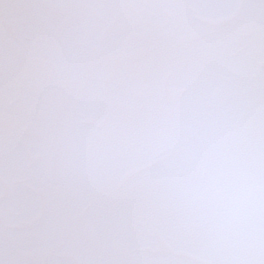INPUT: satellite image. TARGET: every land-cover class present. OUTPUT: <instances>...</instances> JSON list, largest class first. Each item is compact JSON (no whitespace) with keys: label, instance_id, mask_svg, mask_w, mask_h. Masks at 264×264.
Instances as JSON below:
<instances>
[{"label":"snow or ice","instance_id":"obj_1","mask_svg":"<svg viewBox=\"0 0 264 264\" xmlns=\"http://www.w3.org/2000/svg\"><path fill=\"white\" fill-rule=\"evenodd\" d=\"M0 264H264V0H0Z\"/></svg>","mask_w":264,"mask_h":264}]
</instances>
